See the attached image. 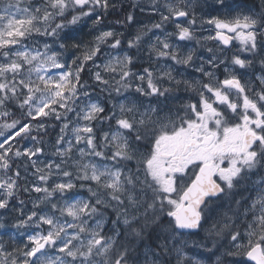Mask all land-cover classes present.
<instances>
[{"label": "snow or ice", "instance_id": "6c2138e0", "mask_svg": "<svg viewBox=\"0 0 264 264\" xmlns=\"http://www.w3.org/2000/svg\"><path fill=\"white\" fill-rule=\"evenodd\" d=\"M115 7L0 0V264H264V0Z\"/></svg>", "mask_w": 264, "mask_h": 264}, {"label": "rangeland", "instance_id": "374dc122", "mask_svg": "<svg viewBox=\"0 0 264 264\" xmlns=\"http://www.w3.org/2000/svg\"><path fill=\"white\" fill-rule=\"evenodd\" d=\"M37 2H38V0H37ZM114 2L116 3V7L113 9H110L109 14H107L104 17L101 26L104 27L105 29H112V30H115L119 33H122V35L119 38L122 41V47L124 49H127V41L129 39L134 38L135 35L137 34V32H139L141 29H143L145 25L150 26L151 23L156 22L159 19V17L158 16L153 17L148 12H141L139 7H136V8L132 7L134 0H114ZM209 2H211V0H209ZM239 2L245 3V4H253L254 3L257 6V8H259L261 0H250L249 2L247 0H239ZM140 3L142 6L147 7L148 0H140ZM125 5H127V9L124 8ZM129 13L133 14V16H134V20L131 24L126 23L125 18H123L124 15H128ZM117 21H119V23H117ZM204 27L207 28L210 26L205 25ZM167 30L172 31L174 29L171 25H168ZM93 31H95V29H93L91 23H89L88 27L83 29L82 38H83L85 43H88L94 39V37L92 35ZM154 31H157V30H154ZM207 34H208L207 32L203 33V35H207ZM151 35H152V33L149 32L144 37L145 41H147L148 37H150ZM38 39H43V38L38 37ZM210 43H212V42H210ZM233 43L236 44L237 42L234 41ZM233 50H235V49H233ZM128 51L131 53H136V49H130ZM200 51L203 52L204 50L201 49ZM204 54L207 55L206 52H204ZM140 57H142V59ZM134 64H135V66L133 68V71H136V72L140 71L143 67L148 66V53H147V45L146 44L144 45V50L140 53H137V58L135 59ZM256 67H257V69L259 68L258 62H257ZM249 71H251V70H249ZM188 72H190L193 76H196V77H199V75H200L199 73L193 72L192 69H188ZM89 78H90V76H89ZM89 84L92 86L90 88V91H92V95L94 97H97L101 102H104L107 93L100 92L99 88L95 86V84L91 80V78H90ZM181 94L182 95H191L192 93L186 94V93L182 92ZM57 123H59V122L55 121L53 124H57ZM58 131H59L58 128L53 127L52 130L50 131L52 133V135L47 137L46 139L47 140H54L55 135L58 133ZM83 194L87 195L86 192H84ZM35 195H36L35 193L32 194V196H35ZM20 198L25 200V204H26L25 211L32 208V203H31V200L29 198L28 193L21 192ZM224 206L227 207V205H224ZM216 207H217L216 205L211 206V209L213 212V214L211 212L212 216H217V213L214 211V209ZM224 211H227V208H226V210H223L221 208L220 214L222 215V213ZM115 218H116V214L114 212H110L109 219L114 220ZM211 224H212V220L209 219L207 221V223L204 224L205 229L209 228L211 226ZM110 226L111 225L109 224L106 227H110ZM120 226H121V228H123L122 224ZM200 233L207 236L205 231H201ZM213 238H215V237H209V239H213ZM5 239H7V238H5ZM192 239H194V238L192 237ZM203 255L204 256H211V253H203ZM213 259H214V257H213Z\"/></svg>", "mask_w": 264, "mask_h": 264}, {"label": "trees", "instance_id": "16d2710c", "mask_svg": "<svg viewBox=\"0 0 264 264\" xmlns=\"http://www.w3.org/2000/svg\"><path fill=\"white\" fill-rule=\"evenodd\" d=\"M249 1H250V0H248V2H249ZM124 8L127 9V5H125ZM126 16H127V15H124L123 18H126ZM82 76H83V78H84L85 80H87L88 82H90V78H89V74L87 73V70H86L85 73H82ZM54 122H55V121H53V123H54ZM51 130H52V128L49 129V131H51ZM226 208H227V207H225V206L222 207L223 210H226ZM193 238H194V239H200V240H206L209 244L211 243V240H212V239H209L208 236H206V235H204V234H201V233L199 234L198 237H193Z\"/></svg>", "mask_w": 264, "mask_h": 264}, {"label": "flooded vegetation", "instance_id": "af4514ba", "mask_svg": "<svg viewBox=\"0 0 264 264\" xmlns=\"http://www.w3.org/2000/svg\"><path fill=\"white\" fill-rule=\"evenodd\" d=\"M212 212V211H211ZM212 214H213V212H212Z\"/></svg>", "mask_w": 264, "mask_h": 264}, {"label": "bare ground", "instance_id": "6f19581e", "mask_svg": "<svg viewBox=\"0 0 264 264\" xmlns=\"http://www.w3.org/2000/svg\"><path fill=\"white\" fill-rule=\"evenodd\" d=\"M248 1V0H247ZM187 94V93H186Z\"/></svg>", "mask_w": 264, "mask_h": 264}, {"label": "water", "instance_id": "95a60500", "mask_svg": "<svg viewBox=\"0 0 264 264\" xmlns=\"http://www.w3.org/2000/svg\"><path fill=\"white\" fill-rule=\"evenodd\" d=\"M234 42V41H233Z\"/></svg>", "mask_w": 264, "mask_h": 264}]
</instances>
